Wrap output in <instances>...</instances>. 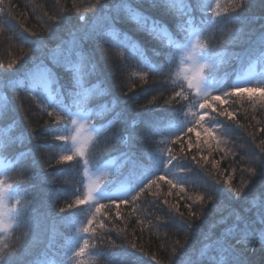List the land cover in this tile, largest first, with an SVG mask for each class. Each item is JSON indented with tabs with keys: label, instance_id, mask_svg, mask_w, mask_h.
I'll return each mask as SVG.
<instances>
[{
	"label": "snow or ice",
	"instance_id": "1",
	"mask_svg": "<svg viewBox=\"0 0 264 264\" xmlns=\"http://www.w3.org/2000/svg\"><path fill=\"white\" fill-rule=\"evenodd\" d=\"M55 3L60 7L44 10L38 30L6 23L0 7V35L11 32L20 53L0 60V264H87L93 254L103 264H264V138L257 142L264 126L249 132L252 151L240 156L248 178L238 185L237 168L223 169L221 181L203 154L224 151L219 146L235 128L252 127L247 110L241 114L245 101L251 120L264 113V72L253 70L264 68V0ZM231 48L242 55L230 56ZM230 59L244 70L219 75ZM104 63L130 69L135 82L117 91ZM141 95L150 99L141 103ZM18 100L48 118L43 134L19 118ZM39 135L59 143L41 145ZM101 138L103 160L95 153ZM54 146L63 152L51 154L53 171H46L38 153ZM228 152L233 161L240 155ZM219 165L214 160L211 168ZM197 169L212 182L196 184ZM173 190L185 193L186 213L169 203ZM38 198L48 211L34 207ZM145 205L181 219L183 238L164 261L138 242L145 224L149 231L171 226ZM133 215L140 234L126 243ZM49 221L64 224L67 234L49 235Z\"/></svg>",
	"mask_w": 264,
	"mask_h": 264
},
{
	"label": "trees",
	"instance_id": "2",
	"mask_svg": "<svg viewBox=\"0 0 264 264\" xmlns=\"http://www.w3.org/2000/svg\"><path fill=\"white\" fill-rule=\"evenodd\" d=\"M65 2V0H62V3ZM66 2L70 5L71 0H66ZM87 0H85V3ZM11 8H9L8 3H5L4 5L0 6L4 8V19L6 23L14 26L19 27L21 24L24 26L30 27L33 30H38V23L37 20L39 19V23L43 24L45 22V18L43 16L44 10L47 9L50 14H55V11L60 7V5H57L55 3V0H10ZM43 6V7H41ZM11 35V32H6L3 35H0V60H3L7 62L11 58L19 55V51L14 43H10L8 40V36ZM241 53V50L239 48H231L230 49V56H234ZM255 70H258L260 66H254ZM244 69L241 66V63L239 59H230L228 62L223 64L219 69V75L224 76L227 74L228 76H233L235 73L242 72ZM102 71L105 73V75L110 79L112 86L119 91L120 88L124 87L125 85L129 84V71L130 69L123 68L119 63H104L102 67ZM159 82V79H158ZM142 89L139 87L137 88V92H141ZM167 95V93L165 94ZM147 99H150V97H145L143 95L140 96V102L146 103ZM18 105V112H19V118L23 119L25 124L28 127L29 131H33L34 133H44V128L46 127L44 121L48 118L46 116H41L39 111L29 102H22V101H16ZM164 107H167L166 105H162ZM247 110L249 113V120L252 125V127H246V128H235L231 135L226 138L227 142H222L219 146L220 149H224V151H220L217 149L216 151L209 152L207 149L204 150L203 154L205 156H208V163L205 165L206 168H208L212 174L213 177L220 179L221 181L224 179V177L227 175V173H224L222 170L225 168L229 169V172L232 168H237V172L234 178V185H238L240 180H246L248 178V174L246 172L240 171V169H243L246 165L245 163L240 159V156L244 154V151H252L253 142L251 140V137L249 136V132L254 131L256 128L264 125H257L256 120L264 121V113L256 112L255 113V120H251V116L253 115L252 107L245 101L244 103V109H241V114H243L244 110ZM241 123H247L245 120H241ZM260 138H264V133H257V142ZM193 139H195L193 135ZM37 142L41 145H47L49 143L57 144L59 142L52 141V138L47 135H39L37 136ZM214 144V142H213ZM228 149H231L233 152H237L240 155L236 157V160L233 161L231 158V154L228 152ZM193 152L196 151V149L192 150ZM63 150L58 147H53L52 149H49L47 151H41L38 153V155L41 157V164L44 165V168L46 171H53L52 168H48L46 161L50 158L52 153H58L62 154ZM95 153L99 160H103L106 156V144L103 142V139L101 138L100 142L95 143ZM224 157L223 160H221V157ZM214 160H220L219 169H213L211 168V164ZM53 164H55V161H52ZM56 168H66L68 165H55ZM193 178L195 179L196 184H201L204 182L211 183L212 178L207 176L206 173L202 172L201 170L197 169L195 173L192 174ZM78 179V177H73V182ZM24 183H27V180L24 181ZM60 183H64L63 179H61ZM188 189L189 195H195L196 189L191 186H186ZM160 190L163 193H167L168 188L166 185L161 183ZM185 193H179L177 190H173L172 195L168 196L169 203H177L179 202V207L181 211L187 212V210L184 207L185 200H181L180 197L184 196ZM61 204H63V201H61ZM34 207L39 209L41 212L48 211L47 208V202L42 201L41 199H37L35 201ZM148 211L152 212L153 215L156 216H165L166 219L169 220V223L171 224L170 227H160L158 231L156 229H153L152 231H149L148 225L145 224V230L143 232V238L139 240L138 242L141 243L144 246V250L148 255H156L158 259L164 261L167 259L165 256V250L171 248L173 242L177 239H182V235L180 234V227L181 219L176 216L175 213L171 214V217L166 215V207H157L155 209L149 208L147 205L144 206ZM122 211H131V209H124L122 207ZM155 224L156 222L153 221ZM196 223H199V221H196ZM123 226V225H121ZM48 229H49V235L52 234L53 230H55L56 233L60 234H67V228L62 223H53L52 221H49L48 223ZM133 233H136L139 235V228L136 224L135 215L131 216L128 219V236L126 243L128 241H136V235H133ZM16 237H19L21 235V231L17 230L15 232ZM115 238V235L113 236ZM59 246V237H57V247ZM53 251H56V248L53 249ZM148 255L143 257V260L148 261ZM49 261H53L55 257L49 256ZM258 259V256H257ZM87 264H103V258L97 254H93L87 257ZM149 264H155L154 261H149Z\"/></svg>",
	"mask_w": 264,
	"mask_h": 264
},
{
	"label": "rangeland",
	"instance_id": "3",
	"mask_svg": "<svg viewBox=\"0 0 264 264\" xmlns=\"http://www.w3.org/2000/svg\"><path fill=\"white\" fill-rule=\"evenodd\" d=\"M253 70L257 73V74H259V73H261V72H264V68H259L258 70H255V68H253ZM94 179H95V177H94Z\"/></svg>",
	"mask_w": 264,
	"mask_h": 264
}]
</instances>
